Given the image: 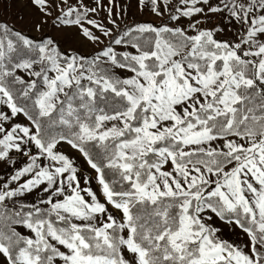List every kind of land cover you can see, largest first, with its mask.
Wrapping results in <instances>:
<instances>
[{"label": "snow or ice", "instance_id": "snow-or-ice-1", "mask_svg": "<svg viewBox=\"0 0 264 264\" xmlns=\"http://www.w3.org/2000/svg\"><path fill=\"white\" fill-rule=\"evenodd\" d=\"M31 3L94 50L0 21V264H264V0Z\"/></svg>", "mask_w": 264, "mask_h": 264}, {"label": "rangeland", "instance_id": "rangeland-1", "mask_svg": "<svg viewBox=\"0 0 264 264\" xmlns=\"http://www.w3.org/2000/svg\"><path fill=\"white\" fill-rule=\"evenodd\" d=\"M59 2V0H57ZM70 3H75V0H69ZM102 5H107L108 0H101ZM215 2V0H213ZM86 3L92 4V0H86ZM115 8L114 12H121L122 19L117 20L121 24H131V23H153L155 25H160L163 22L174 23L167 21L166 15L164 18L157 17L152 14L147 8L141 11L139 5V0H114ZM58 15V12L53 11V16ZM211 15V21H205L202 25L203 27H211L212 25H218L223 27L224 25L220 23L218 15ZM107 16V12L101 10L99 15L95 18L103 20ZM226 16V14H225ZM42 19H47L46 23L40 25V31L36 30V24H40ZM189 18H183L181 25L187 27V21ZM191 19H202V17L197 14ZM0 21L7 22L12 25L15 29L23 30L25 33L30 34L32 38L37 40L55 38L58 47H60L65 54L70 53L72 50H78L79 53L84 55H89L93 52L94 46L91 42L85 39L82 35H76V28L63 27L61 25H54L51 18L42 17L39 10L33 6L31 0H0ZM103 22H107L103 20ZM229 27H231L229 25ZM99 35V33H96ZM220 38L227 39L231 36L230 32L218 34ZM123 75V74H122ZM18 122L27 123L21 116ZM61 150L70 156V158L76 159L78 166L87 174L90 170L87 168L86 163L79 154L74 152L69 146L62 145ZM14 159L19 160L20 158L16 156L15 153L12 154ZM23 161H21L22 163ZM21 166L20 163L16 167ZM13 171L10 165H5L0 163V177L6 178ZM94 175V173H92ZM92 187L95 190V181H92ZM32 197H29L31 200ZM111 210V208H110ZM214 227L219 229V235L222 239L229 240L230 242H236L238 244H244L247 241L245 234L235 229L234 225H229L215 216H213ZM22 231H26L23 230Z\"/></svg>", "mask_w": 264, "mask_h": 264}, {"label": "trees", "instance_id": "trees-1", "mask_svg": "<svg viewBox=\"0 0 264 264\" xmlns=\"http://www.w3.org/2000/svg\"><path fill=\"white\" fill-rule=\"evenodd\" d=\"M11 27H13L12 25H10ZM14 28V27H13ZM15 29V28H14ZM62 50V49H61ZM63 51V50H62Z\"/></svg>", "mask_w": 264, "mask_h": 264}]
</instances>
